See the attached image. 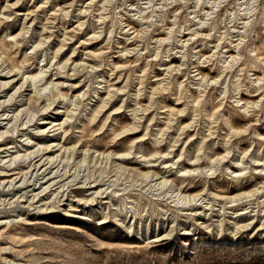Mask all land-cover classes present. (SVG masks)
<instances>
[{
    "label": "rangeland",
    "instance_id": "rangeland-1",
    "mask_svg": "<svg viewBox=\"0 0 264 264\" xmlns=\"http://www.w3.org/2000/svg\"><path fill=\"white\" fill-rule=\"evenodd\" d=\"M0 222V264H264V0H0Z\"/></svg>",
    "mask_w": 264,
    "mask_h": 264
},
{
    "label": "bare ground",
    "instance_id": "bare-ground-1",
    "mask_svg": "<svg viewBox=\"0 0 264 264\" xmlns=\"http://www.w3.org/2000/svg\"><path fill=\"white\" fill-rule=\"evenodd\" d=\"M2 76V75H1ZM3 77H5V76H3ZM6 85V84H5ZM5 85H3L2 87H4ZM6 87V86H5ZM6 223L5 222H0V226L1 225H5Z\"/></svg>",
    "mask_w": 264,
    "mask_h": 264
}]
</instances>
